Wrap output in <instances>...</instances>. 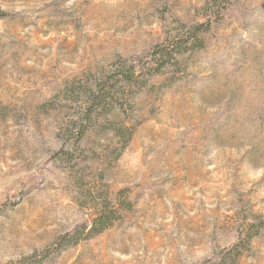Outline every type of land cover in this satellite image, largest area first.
<instances>
[{
  "label": "rangeland",
  "instance_id": "rangeland-1",
  "mask_svg": "<svg viewBox=\"0 0 264 264\" xmlns=\"http://www.w3.org/2000/svg\"><path fill=\"white\" fill-rule=\"evenodd\" d=\"M202 23L130 112L77 120L87 82ZM102 199L121 220L40 264H264V0H0V264L47 256Z\"/></svg>",
  "mask_w": 264,
  "mask_h": 264
},
{
  "label": "trees",
  "instance_id": "trees-1",
  "mask_svg": "<svg viewBox=\"0 0 264 264\" xmlns=\"http://www.w3.org/2000/svg\"><path fill=\"white\" fill-rule=\"evenodd\" d=\"M208 31L209 26L205 23L196 25L182 36L166 44L154 46L147 62L128 64L122 69L105 74L98 80H93L92 84L87 82V95L80 102L81 114L77 120L89 122L88 128L90 130V128L101 123V120H106L108 123V116L114 111L124 114L128 109L130 112L131 100L142 91L148 90L150 82L162 75L165 70H169V72L178 70L180 72L183 68L181 58L203 49L204 39L201 36ZM120 126H111L110 130L119 139L118 144L121 145V148H125L133 133L130 127ZM88 128L77 130L78 143L82 141ZM102 202V205L93 209L95 213L90 223L80 224L73 228L59 238L57 246L47 256L41 257L38 261L32 260L30 264H40L45 258L58 253L64 247L92 239L119 222L122 217L121 208L105 199H102ZM130 207V203H126L122 208L129 209Z\"/></svg>",
  "mask_w": 264,
  "mask_h": 264
}]
</instances>
